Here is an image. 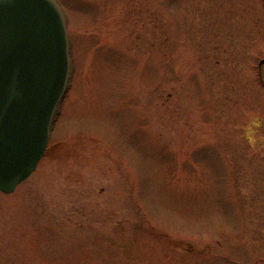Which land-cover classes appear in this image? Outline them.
Wrapping results in <instances>:
<instances>
[{"label": "rangeland", "instance_id": "374dc122", "mask_svg": "<svg viewBox=\"0 0 264 264\" xmlns=\"http://www.w3.org/2000/svg\"><path fill=\"white\" fill-rule=\"evenodd\" d=\"M71 76L0 264H264V0H58Z\"/></svg>", "mask_w": 264, "mask_h": 264}, {"label": "water", "instance_id": "95a60500", "mask_svg": "<svg viewBox=\"0 0 264 264\" xmlns=\"http://www.w3.org/2000/svg\"><path fill=\"white\" fill-rule=\"evenodd\" d=\"M71 73L67 19L57 0H0V190L37 168Z\"/></svg>", "mask_w": 264, "mask_h": 264}]
</instances>
